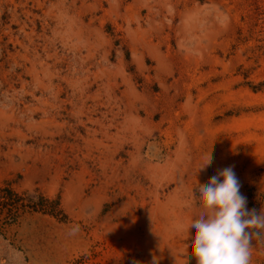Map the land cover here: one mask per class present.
I'll use <instances>...</instances> for the list:
<instances>
[{
    "label": "rangeland",
    "instance_id": "rangeland-1",
    "mask_svg": "<svg viewBox=\"0 0 264 264\" xmlns=\"http://www.w3.org/2000/svg\"><path fill=\"white\" fill-rule=\"evenodd\" d=\"M230 166L264 211V0H0V187L66 217L0 231V264H174Z\"/></svg>",
    "mask_w": 264,
    "mask_h": 264
},
{
    "label": "clouds",
    "instance_id": "clouds-1",
    "mask_svg": "<svg viewBox=\"0 0 264 264\" xmlns=\"http://www.w3.org/2000/svg\"><path fill=\"white\" fill-rule=\"evenodd\" d=\"M210 164L207 153L200 171ZM190 183L195 184L193 175ZM240 188V181L230 166L212 176L207 187L199 189L195 197L200 212L195 221L183 225L179 257L174 264H187L185 250L195 258L196 264H251L253 238L264 233V211L257 214L255 209L249 210ZM79 231L80 226L73 225L68 236H75ZM185 238L191 239L189 245L182 242ZM159 261V257H153L151 264Z\"/></svg>",
    "mask_w": 264,
    "mask_h": 264
},
{
    "label": "trees",
    "instance_id": "trees-1",
    "mask_svg": "<svg viewBox=\"0 0 264 264\" xmlns=\"http://www.w3.org/2000/svg\"><path fill=\"white\" fill-rule=\"evenodd\" d=\"M26 213H41L57 218L63 216L59 200L37 194L18 193L10 184L0 187V231L16 225ZM66 217L63 216L62 220Z\"/></svg>",
    "mask_w": 264,
    "mask_h": 264
}]
</instances>
